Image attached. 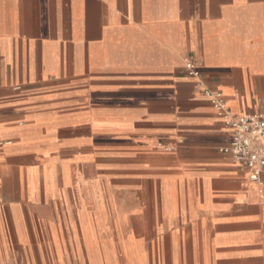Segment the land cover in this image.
Instances as JSON below:
<instances>
[{
    "label": "crops",
    "instance_id": "crops-1",
    "mask_svg": "<svg viewBox=\"0 0 264 264\" xmlns=\"http://www.w3.org/2000/svg\"><path fill=\"white\" fill-rule=\"evenodd\" d=\"M206 90L264 113V0H0V264L56 202L79 257L136 230L159 264H264V190Z\"/></svg>",
    "mask_w": 264,
    "mask_h": 264
},
{
    "label": "rangeland",
    "instance_id": "rangeland-1",
    "mask_svg": "<svg viewBox=\"0 0 264 264\" xmlns=\"http://www.w3.org/2000/svg\"><path fill=\"white\" fill-rule=\"evenodd\" d=\"M137 191L136 184L130 185L127 194L115 190L111 198L101 202V206L106 214L110 211H136L144 203L139 199ZM152 203L147 201L146 205ZM57 209V202L50 207L37 208L43 221L34 226L33 232L26 234L27 242L24 246L4 249L7 253L5 255L12 258L8 264H159L161 255L158 244L163 235L136 230L125 233L110 231L108 234L97 232L95 258L90 259L85 252L79 257L73 248L75 237L65 228ZM76 239L77 244L83 245L82 237Z\"/></svg>",
    "mask_w": 264,
    "mask_h": 264
},
{
    "label": "built area",
    "instance_id": "built-area-1",
    "mask_svg": "<svg viewBox=\"0 0 264 264\" xmlns=\"http://www.w3.org/2000/svg\"><path fill=\"white\" fill-rule=\"evenodd\" d=\"M186 69L189 75H198L194 63L189 62ZM205 95L219 116L224 119V124L231 133L230 143L222 147L220 152L229 156L235 164L245 168L249 181L263 192L264 113L232 114L222 92L206 90Z\"/></svg>",
    "mask_w": 264,
    "mask_h": 264
}]
</instances>
